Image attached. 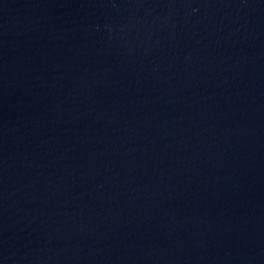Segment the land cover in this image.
<instances>
[{"label": "water", "instance_id": "95a60500", "mask_svg": "<svg viewBox=\"0 0 264 264\" xmlns=\"http://www.w3.org/2000/svg\"><path fill=\"white\" fill-rule=\"evenodd\" d=\"M0 264H264V0H0Z\"/></svg>", "mask_w": 264, "mask_h": 264}]
</instances>
